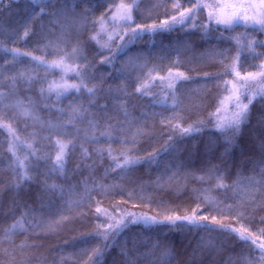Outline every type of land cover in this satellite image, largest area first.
<instances>
[{"label":"trees","instance_id":"16d2710c","mask_svg":"<svg viewBox=\"0 0 264 264\" xmlns=\"http://www.w3.org/2000/svg\"><path fill=\"white\" fill-rule=\"evenodd\" d=\"M209 1L0 0V264H262L228 229L264 243V27L241 0ZM237 5L248 23L209 20ZM124 157L140 162L116 167ZM193 212L209 227L128 223L103 237L127 213Z\"/></svg>","mask_w":264,"mask_h":264},{"label":"snow or ice","instance_id":"6c2138e0","mask_svg":"<svg viewBox=\"0 0 264 264\" xmlns=\"http://www.w3.org/2000/svg\"><path fill=\"white\" fill-rule=\"evenodd\" d=\"M50 2H51V0H33V3L36 4V5H42V4H46V3H50ZM196 7L197 8H204V7H208V6L207 5H199L198 4ZM45 11H46L45 8L40 7L39 14H44ZM128 13L129 14H126L125 17H124V22L125 23L131 21L130 9H128ZM209 15H210V18H214L211 13ZM183 19H184V14L182 13L181 14V22H182ZM250 21L254 25L264 26V19H257L256 17H252V18H250ZM173 22H175V19H174ZM216 22L224 24L226 26H229V25H232L233 23H237V24H239V23H248L249 22V18L243 17L241 15H237V16H235L233 18H229V19L216 18ZM168 26L169 25L167 24V22H162L159 25L150 26V29L151 30H155L157 28H165V27H168ZM132 31H133V35H135L136 34L135 30H132ZM25 35H27V32H25ZM9 51L15 52L16 50L10 49ZM237 75H238V73H237ZM262 75H264V74H262ZM249 77L253 78V79L255 78V77H252V74H249ZM176 78L177 79H185V80L188 79V77H184L183 74H177ZM72 87H75V86H72ZM86 90L89 93L93 92V89H86ZM2 95L3 94H0V96H2ZM255 95H259L262 98H264V90H261L260 92L256 93ZM255 95L249 97V104H251L253 99H255ZM173 104H175V97H173ZM18 106H21V105L18 104ZM238 107H239V110L236 113L233 114L232 119L228 122L229 125L234 130H238L240 124L246 119L247 114H248L249 105L248 104H243V105H238ZM22 114L24 116H29L30 115L29 111L26 108L23 109V113ZM33 118L35 119V117H33ZM218 126L219 127H223V125H218ZM174 127L179 128V130H180V132L182 134H189V133H191L193 131H198V129H195L192 126H189L188 128H182L179 125H175ZM57 143L59 144L60 152L56 156V163H55L54 167L57 168L58 170H62V167H63V154H64V149H65L66 145L60 144V142H57ZM139 162H140L139 159L128 158V157H124L123 164H121L119 161H115L116 167H118V168H127V167H129L131 165H134V164H137ZM16 165L20 169L24 168L23 161H20L18 158L16 160ZM21 179L22 180H29V179H31V177L28 176L26 171H22ZM218 187H224V185H218ZM46 188L55 189V188H57V186L54 185V184L53 185H46ZM97 212L98 213L101 212V209L98 208ZM104 215H110V214L105 212ZM126 215H127V217L131 218V219H129L127 221V223L125 222V218L123 216L121 217V219H118V220L113 218L114 222L109 224L107 226V228L105 229L104 233H103V237H104L105 240L108 239V235L110 233L119 232V231L123 230V228H126L128 226V223H143L145 225H153V224L154 225H165V226H168V227H175V226H177V224H180L181 226H184V227H197V228H200V227L207 228V227H209V224L206 223L208 218L207 217L197 216L195 214V212H193L190 215H174V216L170 215V216L164 217L163 219H157L154 216H144V215L137 216L135 213H127ZM213 221L215 222L216 225H218V227L220 229L227 228V226H225L223 224H220L218 221H215L214 217H213ZM17 229L24 230V223H23L22 219L18 220L16 223L11 225V227L8 229V234H11L14 230H17ZM228 230L236 233L239 236V238L241 240H243V241H246V242L247 241H251L253 243V245L256 246L259 249V251L261 252L260 259H261L262 264H264V243L257 244V242L255 240H253L251 236L245 235V233L240 231L239 229H231V228H229ZM97 234L100 235L99 232ZM94 254L99 256L101 254L100 250L99 249H95L94 250Z\"/></svg>","mask_w":264,"mask_h":264},{"label":"rangeland","instance_id":"374dc122","mask_svg":"<svg viewBox=\"0 0 264 264\" xmlns=\"http://www.w3.org/2000/svg\"><path fill=\"white\" fill-rule=\"evenodd\" d=\"M210 0L209 3L212 5V6H215V7H218V5H220V11L221 10H224L225 7H226V4H229V3H234L236 4V0ZM243 2V4H249V9H247V12H251L253 14H256L255 16L253 17H256L257 19H264V10H261V14L258 15V13L260 12L259 11V8L256 4L259 2L258 0H241ZM218 4V5H217ZM242 4V3H241ZM214 7V8H215ZM237 9H239V6L237 5ZM214 8H212V10H214ZM212 10H208V14H213V11ZM230 10H233V8H231ZM218 13H219V10H217ZM217 11H215L214 13H216ZM239 11V14L243 17H247L248 15H246L245 13V9L244 8H241L238 10ZM228 12H226L225 14H221V15H218L217 17L216 16H213L214 18H210V15H209V20H214L213 22H216V18H221V19H229V18H233L235 16H231V14H229ZM122 17H124L126 14L123 13V14H120ZM258 15V16H257ZM248 18V17H247ZM123 20V19H121ZM106 26H104L103 24H101V30H104ZM264 27V26H263ZM112 33L111 32H107L106 36H108L109 38L112 36L111 35ZM176 79V78H175ZM174 79V80H175ZM166 81H168L169 79L168 78H165ZM168 86H169V83H168Z\"/></svg>","mask_w":264,"mask_h":264}]
</instances>
